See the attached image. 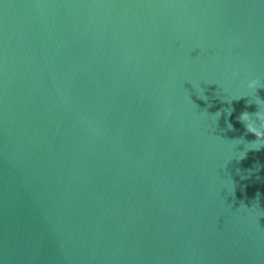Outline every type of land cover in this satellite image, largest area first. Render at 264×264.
I'll list each match as a JSON object with an SVG mask.
<instances>
[{
	"label": "water",
	"instance_id": "95a60500",
	"mask_svg": "<svg viewBox=\"0 0 264 264\" xmlns=\"http://www.w3.org/2000/svg\"><path fill=\"white\" fill-rule=\"evenodd\" d=\"M258 112L264 0H0V262L264 264Z\"/></svg>",
	"mask_w": 264,
	"mask_h": 264
},
{
	"label": "clouds",
	"instance_id": "9594fccd",
	"mask_svg": "<svg viewBox=\"0 0 264 264\" xmlns=\"http://www.w3.org/2000/svg\"><path fill=\"white\" fill-rule=\"evenodd\" d=\"M258 86V79L257 78H252L247 81V87L249 89H255ZM203 98V97H201ZM189 102L193 104V102L189 99ZM220 113L217 111L213 117V125L215 126L216 119L219 117ZM260 120L261 123L259 126L256 125V123L249 117L248 113H241V119L245 121V127L251 132L255 134L256 139L245 144L243 149L238 152L237 158H243L246 154V152L249 149H256L259 150L262 146H264V113H257L256 114ZM219 138H221L219 136ZM233 142L234 148H236V145L240 144V140H231ZM237 153V151H236ZM244 177H242L243 179ZM234 191V186L232 183V187L230 188V193ZM258 195V194H257ZM243 207V206H241ZM253 207H256L254 204ZM2 264V262H0Z\"/></svg>",
	"mask_w": 264,
	"mask_h": 264
}]
</instances>
